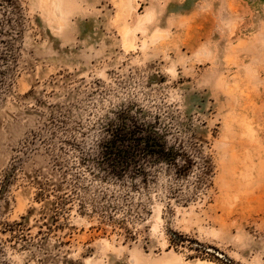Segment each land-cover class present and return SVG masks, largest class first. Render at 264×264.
Wrapping results in <instances>:
<instances>
[{"label":"rangeland","instance_id":"1","mask_svg":"<svg viewBox=\"0 0 264 264\" xmlns=\"http://www.w3.org/2000/svg\"><path fill=\"white\" fill-rule=\"evenodd\" d=\"M42 1L0 0V264H264V0Z\"/></svg>","mask_w":264,"mask_h":264},{"label":"bare ground","instance_id":"2","mask_svg":"<svg viewBox=\"0 0 264 264\" xmlns=\"http://www.w3.org/2000/svg\"><path fill=\"white\" fill-rule=\"evenodd\" d=\"M129 1L128 0H126V1L125 0H115V4H116L117 8L119 9V15L121 14L122 11H126L127 13H129L131 11L132 7H131V4L129 3ZM41 4H42L41 9L43 10L42 12H43V15L45 16V19L50 21L51 26L56 27L57 26V18H59L57 0H43ZM138 17H139V19L137 20L138 23H137L134 30H131L127 25H123L122 27H120L121 28L120 32L122 34L121 35L122 36V43H123V47L125 49H129L130 47L134 46L133 40H134V35H135L136 30L139 31L141 29L142 25L147 20H149L148 19L149 17L147 15L146 16H138ZM153 34H155V33H153ZM143 45H145V42H143ZM177 264H182V263L179 262Z\"/></svg>","mask_w":264,"mask_h":264},{"label":"trees","instance_id":"3","mask_svg":"<svg viewBox=\"0 0 264 264\" xmlns=\"http://www.w3.org/2000/svg\"><path fill=\"white\" fill-rule=\"evenodd\" d=\"M133 148H135V147L133 146L132 149H133ZM134 150H135V149H134ZM134 150H133V152H136V150H135V151H134ZM112 166H113V165H112ZM122 167H123V166H122ZM112 168H114V167H112ZM121 170H122V169H120V171H121ZM112 171L115 172L114 169H112ZM112 171H111V172H112ZM118 172H119V171H118ZM116 174H117V173H116Z\"/></svg>","mask_w":264,"mask_h":264}]
</instances>
